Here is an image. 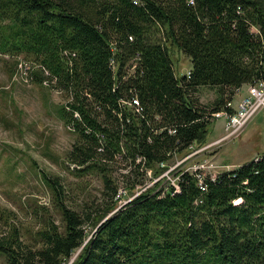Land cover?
I'll use <instances>...</instances> for the list:
<instances>
[{
  "label": "trees",
  "instance_id": "obj_1",
  "mask_svg": "<svg viewBox=\"0 0 264 264\" xmlns=\"http://www.w3.org/2000/svg\"><path fill=\"white\" fill-rule=\"evenodd\" d=\"M172 47L192 61L181 78ZM0 49L33 59L34 82L62 93L76 135L67 161L103 182L78 210L44 175L61 220L31 240L13 225L0 236L6 264H264V155L202 183L179 170V190L162 176L264 80V0H0ZM202 86L217 93L209 108ZM117 164L136 195L114 211Z\"/></svg>",
  "mask_w": 264,
  "mask_h": 264
},
{
  "label": "rangeland",
  "instance_id": "obj_2",
  "mask_svg": "<svg viewBox=\"0 0 264 264\" xmlns=\"http://www.w3.org/2000/svg\"><path fill=\"white\" fill-rule=\"evenodd\" d=\"M171 58L178 78L189 74L192 61L188 55L172 47ZM32 60L0 49V236L15 225L26 240H31L46 218L61 220L44 175L59 177L67 190V203L78 210L86 200L101 197L103 190L99 175L79 172L67 161L76 135L59 114L64 97L51 85L34 82ZM216 95L214 88L202 86L196 96L209 108ZM209 131L205 144L193 145L170 161L169 169L162 174L167 181L175 186L173 174L183 169H199L203 176L215 177L264 155V110L233 138L225 137L223 118L214 120ZM112 172L120 184L116 211L136 193L124 190L121 165L117 164ZM156 180L148 181L146 187L138 186L137 194ZM0 264H6L1 255Z\"/></svg>",
  "mask_w": 264,
  "mask_h": 264
},
{
  "label": "built area",
  "instance_id": "obj_3",
  "mask_svg": "<svg viewBox=\"0 0 264 264\" xmlns=\"http://www.w3.org/2000/svg\"><path fill=\"white\" fill-rule=\"evenodd\" d=\"M26 68H31V65L25 64ZM138 104V101H135ZM229 106L234 107L235 111L230 113L228 111H218L213 114V118H223L225 121L226 138H233L239 135L248 123L262 110H264V80H259L253 84L248 85L247 94L242 97L237 106L229 103ZM164 166V164H162ZM201 183L203 175H199ZM213 179L216 178L212 177ZM177 190L179 186L175 185ZM203 189H205L202 186Z\"/></svg>",
  "mask_w": 264,
  "mask_h": 264
},
{
  "label": "crops",
  "instance_id": "obj_4",
  "mask_svg": "<svg viewBox=\"0 0 264 264\" xmlns=\"http://www.w3.org/2000/svg\"><path fill=\"white\" fill-rule=\"evenodd\" d=\"M247 87L248 85H244L241 90L236 94L235 99L233 101L234 106H237L242 97L247 94Z\"/></svg>",
  "mask_w": 264,
  "mask_h": 264
}]
</instances>
